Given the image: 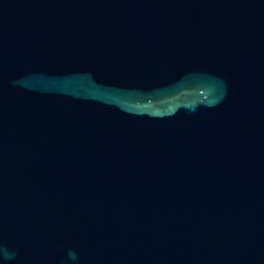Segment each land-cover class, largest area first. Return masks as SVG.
<instances>
[{"label":"water","instance_id":"95a60500","mask_svg":"<svg viewBox=\"0 0 264 264\" xmlns=\"http://www.w3.org/2000/svg\"><path fill=\"white\" fill-rule=\"evenodd\" d=\"M0 264H264V0H0Z\"/></svg>","mask_w":264,"mask_h":264}]
</instances>
